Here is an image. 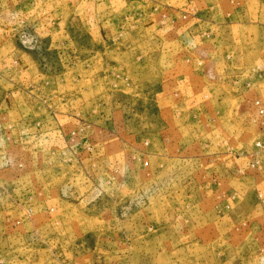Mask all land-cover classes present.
I'll return each instance as SVG.
<instances>
[{
  "label": "rangeland",
  "instance_id": "374dc122",
  "mask_svg": "<svg viewBox=\"0 0 264 264\" xmlns=\"http://www.w3.org/2000/svg\"><path fill=\"white\" fill-rule=\"evenodd\" d=\"M232 1L219 55L140 0H0V264H264V0Z\"/></svg>",
  "mask_w": 264,
  "mask_h": 264
},
{
  "label": "crops",
  "instance_id": "0c3cea01",
  "mask_svg": "<svg viewBox=\"0 0 264 264\" xmlns=\"http://www.w3.org/2000/svg\"><path fill=\"white\" fill-rule=\"evenodd\" d=\"M140 1L141 3H144L143 7L146 11V14L144 15L145 19L147 18L148 24L153 30H155V32H159L169 26L170 28L173 27L178 29L183 24H186L187 32L185 33V36L187 39L191 37L194 41L200 32L206 31V39L213 42L212 47L215 49L222 47L220 50H217V54L219 55H223L224 52L222 51H224L223 49L228 45L225 44V42H228L229 44L230 42H232V44H237V40L240 39L234 34L241 32V27L250 26V24L255 26L258 25V11L254 13L255 20L251 19L250 15L249 20H247L245 13L242 12L241 9H238L243 7L247 9V5L244 3V5L241 6L238 2L234 4L232 0H183V5L181 6H179V0ZM187 8L196 10V15L189 16L185 23H183L180 21L181 16ZM198 10L201 13L198 12ZM237 13L239 14L238 16H236ZM231 14H234V16ZM226 34L228 35L226 36ZM179 36L180 34L177 30V34L173 36V38ZM204 43L206 44V41H204ZM240 48L241 47H239V49ZM249 55H252V51L249 52ZM90 139L92 138H84L80 144L73 146L72 153L79 155L83 152L90 151L93 146L92 140ZM49 141V139L43 138V142L38 144L40 147H43L41 148L43 154H46V152L49 153L53 148V144ZM24 145V149L28 150L31 148H27L29 146L27 143Z\"/></svg>",
  "mask_w": 264,
  "mask_h": 264
},
{
  "label": "built area",
  "instance_id": "2783aa9c",
  "mask_svg": "<svg viewBox=\"0 0 264 264\" xmlns=\"http://www.w3.org/2000/svg\"><path fill=\"white\" fill-rule=\"evenodd\" d=\"M254 107H255V110L257 112V115H264V104H262L261 102H259L258 100H256L254 103H253Z\"/></svg>",
  "mask_w": 264,
  "mask_h": 264
}]
</instances>
